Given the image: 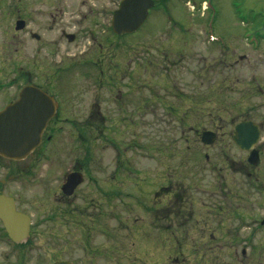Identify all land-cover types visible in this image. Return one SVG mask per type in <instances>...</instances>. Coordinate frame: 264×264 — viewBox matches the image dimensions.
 Masks as SVG:
<instances>
[{
  "label": "rangeland",
  "instance_id": "374dc122",
  "mask_svg": "<svg viewBox=\"0 0 264 264\" xmlns=\"http://www.w3.org/2000/svg\"><path fill=\"white\" fill-rule=\"evenodd\" d=\"M119 1L109 9L117 8ZM25 2L0 0V9L12 4L33 13L26 18L25 30L42 31L50 40L54 33L47 31L51 23L47 6ZM82 2L101 5L100 0H68L70 8L79 11ZM154 4L137 32L119 36L121 72H130L128 62H133L136 128L105 130L107 141L120 142L122 150L127 145L124 159L132 164L122 165L120 197H106L102 224L98 227L88 219V239L80 224L86 217L73 215L74 224L46 223L55 204L49 186L19 184L15 176L0 190L14 196L17 206L32 216L47 261L56 257L74 264H264V0H154ZM80 17L71 13L64 19L79 22ZM105 17L103 35L108 36L111 16ZM14 20L9 16L0 22L7 27H0L2 62L24 52L32 57L37 50L38 43L27 33L22 36L23 52ZM91 45L85 40L80 50L88 51ZM48 52L42 49L41 56L50 59ZM10 76L8 72L0 79ZM131 82L121 80L123 99H130ZM112 94L107 92L103 100ZM245 120L262 129L257 166L248 163L250 153L232 138L236 125ZM206 130L218 134L211 146L201 141ZM131 139L135 145L130 149ZM104 151L109 179L118 150L107 144ZM41 163L47 176L43 180L54 179L59 167ZM20 167V162L0 159V181ZM163 185L169 189L168 219H163L162 194L167 192ZM153 206L156 209L149 210Z\"/></svg>",
  "mask_w": 264,
  "mask_h": 264
},
{
  "label": "flooded vegetation",
  "instance_id": "af4514ba",
  "mask_svg": "<svg viewBox=\"0 0 264 264\" xmlns=\"http://www.w3.org/2000/svg\"><path fill=\"white\" fill-rule=\"evenodd\" d=\"M11 1V0H9ZM15 0H13L14 2ZM20 4H26V0H16ZM23 1V3H21ZM71 1V0H69ZM108 4L100 0L98 3L88 5L82 2L79 9H71L72 5L68 4V0H35L37 4H44L48 19L51 21L47 31L54 33L50 38L47 34L37 31H26V18L33 15L26 13L24 8H1L0 22L5 23L9 16L15 17V30L20 34L19 44L25 51L23 45L26 40L22 39L27 33L37 44V50L31 56L26 52L17 58H9L2 62L0 61V78L1 75H7L10 72L11 76L6 81L0 79V111L7 105L16 101L22 90L27 86H33L44 92L54 103L55 114L47 122L45 131L41 135V143L35 148L26 158L22 160H12L0 156V159H8L12 162H20L21 167L13 173H9L6 179L0 181L2 186L7 182H13L15 176L19 184H30L49 186L53 191L54 210L48 216H45L46 223L60 222V225L67 224L70 220L71 224L73 215L86 217L82 227L86 230V238L89 239V221L100 226L102 224L103 215L105 213L106 197L107 200H117L120 197L119 176L121 175L122 165H131V160H125L123 152H126L127 145L121 149L120 142L117 143L112 139L106 140L105 130L116 129L119 126L136 128L137 108L133 105L131 94L136 90L132 80L135 74L131 72L132 63L128 62L130 72H121L120 47L121 41L119 36L112 29V18L115 11L119 8H109L115 3L112 0H107ZM99 2V1H98ZM9 4V2H8ZM108 5V6H107ZM33 12L37 8L32 9ZM41 13V12H40ZM78 15L79 22H72L64 19L66 14ZM111 16L108 27L109 35L105 36L106 17ZM25 22V26L17 30V21ZM84 23L83 26L79 24ZM86 23V25H85ZM4 25L0 24V27ZM5 27V26H4ZM7 28V27H5ZM5 31H8L7 29ZM23 33V34H22ZM114 40H113V39ZM90 39L91 47L80 50L84 41ZM111 47V49L109 48ZM20 48V49H21ZM108 48V51H107ZM49 50V56H41V50ZM21 54V53H20ZM5 57H0L4 60ZM8 69V70H7ZM74 69H86L84 73H74ZM77 78L73 79V77ZM131 80L130 99H123L121 91V80ZM136 83V82H135ZM113 92L106 100V93ZM117 92L116 94H114ZM92 96V97H91ZM91 97V99H90ZM90 99V100H89ZM128 102L130 105H123ZM123 102V103H122ZM101 106L103 110L101 109ZM114 112L112 116V112ZM127 111L129 117L127 118ZM111 112V114H109ZM118 112H125L126 115H120ZM96 130L97 134L91 131ZM67 132V133H66ZM95 132V131H93ZM65 134H69L66 137ZM68 138H71L69 140ZM107 144L110 148H117L114 154V166L109 179H106L107 169L105 168V151ZM135 145L134 140H130L128 147L131 149ZM112 146V147H111ZM41 162L53 164L58 169L55 170L57 176L43 180L47 177L46 173L41 170ZM132 172L134 170L129 167ZM50 170V169H48ZM80 175L79 182L73 189L72 193L67 194L64 186L68 182L70 175ZM109 189V192L107 190ZM168 185L161 186L162 191H167L162 194L164 196L165 205L163 206V219H168L169 208L168 202L170 199ZM4 194L13 197L15 200L16 210L28 214L17 206V199L11 194L4 193L0 190V195ZM111 202H107V205ZM56 205V207H55ZM156 209L154 206L149 210ZM31 218L29 236L22 242H15L10 238V235L4 223L0 219V262L2 264H53L64 259L47 261L43 258V250L41 249L38 236V228ZM96 221V222H95ZM103 231V230H102ZM73 263V262H72ZM74 264V263H73Z\"/></svg>",
  "mask_w": 264,
  "mask_h": 264
},
{
  "label": "water",
  "instance_id": "95a60500",
  "mask_svg": "<svg viewBox=\"0 0 264 264\" xmlns=\"http://www.w3.org/2000/svg\"><path fill=\"white\" fill-rule=\"evenodd\" d=\"M154 0H122L112 18V29L116 34H130L140 29L154 7ZM25 22L18 20L16 29L20 30ZM55 106L51 99L40 89L25 87L19 98L0 111V156L12 160L27 157L41 143V135L47 122L55 114ZM233 134L235 144L249 152L248 163L257 166L260 152L256 148L261 139V127L253 121L239 122ZM201 141L206 146L215 144L216 132L206 130ZM80 175L73 174L64 186L67 194L81 182ZM15 200L7 195H0V219L4 223L10 238L22 242L29 236L31 218L26 213L16 210ZM264 225V219L261 222ZM53 264H72L69 261H57Z\"/></svg>",
  "mask_w": 264,
  "mask_h": 264
}]
</instances>
